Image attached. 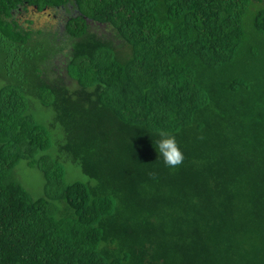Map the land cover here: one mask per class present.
I'll use <instances>...</instances> for the list:
<instances>
[{"label": "trees", "instance_id": "trees-1", "mask_svg": "<svg viewBox=\"0 0 264 264\" xmlns=\"http://www.w3.org/2000/svg\"><path fill=\"white\" fill-rule=\"evenodd\" d=\"M0 264H264V0H0Z\"/></svg>", "mask_w": 264, "mask_h": 264}, {"label": "clouds", "instance_id": "clouds-1", "mask_svg": "<svg viewBox=\"0 0 264 264\" xmlns=\"http://www.w3.org/2000/svg\"><path fill=\"white\" fill-rule=\"evenodd\" d=\"M155 150L169 168H176L184 160L183 152L172 135L161 134L160 139L155 142Z\"/></svg>", "mask_w": 264, "mask_h": 264}, {"label": "rangeland", "instance_id": "rangeland-1", "mask_svg": "<svg viewBox=\"0 0 264 264\" xmlns=\"http://www.w3.org/2000/svg\"><path fill=\"white\" fill-rule=\"evenodd\" d=\"M30 13H31L30 17L35 21L38 27L42 25L54 26L57 24L58 17H55L54 11L52 10H46L42 13H38L36 11L31 10ZM24 174H25V179L28 177L29 180L27 179V181L29 184H35L37 182L38 177L34 171L26 172L24 170Z\"/></svg>", "mask_w": 264, "mask_h": 264}]
</instances>
